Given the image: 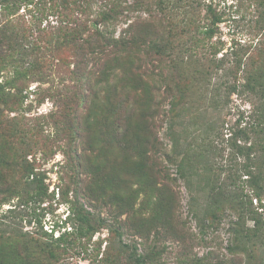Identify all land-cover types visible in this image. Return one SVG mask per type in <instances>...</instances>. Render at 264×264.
<instances>
[{
    "label": "trees",
    "instance_id": "16d2710c",
    "mask_svg": "<svg viewBox=\"0 0 264 264\" xmlns=\"http://www.w3.org/2000/svg\"><path fill=\"white\" fill-rule=\"evenodd\" d=\"M201 9L197 0H0V21L5 22L0 24V211L13 198L43 200L47 194L41 173L28 161L42 132L37 137L23 131L16 124L20 119L5 113L25 111L30 82L50 84L60 75L75 83L38 88L58 100L54 125L95 154L90 191L96 199L112 193L114 206L127 215L112 222L74 204L71 230L56 238L24 233L0 216V264H60L81 240L91 241L102 229L120 239L126 231L131 237L128 243L120 241L115 258L106 256L107 264H121V253L129 264H169L168 240L178 244L176 264H264V9L248 43H233L226 53L223 42H214L223 14L207 4L201 23ZM12 16L19 20H9ZM185 57L187 63L194 59L198 81L225 70L222 109L237 95L245 96L251 111L241 113L227 139L223 130L217 132L209 146L177 160L164 154L158 123L175 120L178 96L165 114L153 78H163L156 73L163 63L178 72ZM41 97L39 104L46 98ZM219 100L215 95V107ZM170 164L176 166L175 178ZM195 176L206 180L202 205L193 196ZM178 179L192 193L189 204L198 233L177 213L170 184ZM141 194L144 213L145 207H136ZM225 221L231 236L227 253L197 255V246L213 248Z\"/></svg>",
    "mask_w": 264,
    "mask_h": 264
},
{
    "label": "rangeland",
    "instance_id": "374dc122",
    "mask_svg": "<svg viewBox=\"0 0 264 264\" xmlns=\"http://www.w3.org/2000/svg\"><path fill=\"white\" fill-rule=\"evenodd\" d=\"M201 3V10L197 19L204 23L205 5L212 3L215 9L223 14V22L220 24L219 32L214 38V42H223L222 53H226L233 43H240L244 46L252 38L255 31V19L259 12L264 9V0H197ZM259 10V11H258ZM258 11V12H257ZM20 13H24L22 10ZM17 17H10L9 20L16 22ZM19 20V19H18ZM0 24H5L0 21ZM125 27L124 24L119 26L118 32ZM117 32V34H118ZM264 33V32H262ZM189 48L191 45L188 46ZM201 51V50H200ZM229 52V51H228ZM66 51L65 55H67ZM189 53V52H188ZM185 53V55H188ZM222 53L218 55L217 61L222 58ZM70 54V53H69ZM199 58L204 56L201 52ZM196 57V60H199ZM70 60V58H69ZM188 57H185L184 64L179 65L178 72H171L167 63H163L160 68L162 71V79L153 78V83L158 87V93L161 95V109L166 114L171 109L172 97H177L179 103L176 110V118L171 123L169 118L158 123V137L163 144L164 154L174 156L179 160L182 156L190 151H196V147L207 144L209 146L213 140V135L217 132L226 134L228 138V130L233 127L236 120L239 119L241 113L246 115L251 111V104L246 100L245 96L233 95L230 99L228 108L222 109L226 90L222 85L226 80L225 70L207 74L205 79L201 81L195 80L194 75L196 69L194 59L191 63ZM198 64L200 61H197ZM200 69L204 68L201 64ZM52 83H41L32 81L28 84L24 95L27 97L24 102V110L19 114L14 112H6L8 118L20 119L16 124L29 132L32 130L34 134L39 136L42 132L43 137L39 143L33 142L31 154L28 161L35 166V172L41 173L43 184L47 188V194L43 200L38 198H30L19 200L13 198L2 206L0 216H5L1 221L10 224V226L21 228L24 233L40 236L47 233L55 238L65 231L72 228L69 216L71 207L74 204H82L96 216L115 222L125 220L126 214H120V209L113 204L112 193H108L102 199L97 200L96 194L91 192L90 185L96 178L94 176L95 165L90 161L95 157L87 151V145L81 144L78 138L69 137L68 132L54 125V116L60 114V106L58 100L54 96H50L48 92L41 93L39 91L61 84L73 85L75 82L65 76L52 77ZM172 78L174 81H172ZM199 78V77H198ZM183 92V95L179 91ZM45 98L44 102L39 104L41 94ZM218 96L219 106L215 107L213 98ZM82 113V109L80 111ZM172 125V127H171ZM225 125V126H224ZM224 126V127H223ZM13 128L9 129V132ZM228 134V135H227ZM212 135V136H210ZM165 162L166 156L161 154ZM103 162V161H102ZM172 178L176 177V166L168 165ZM9 177V175H8ZM193 196L199 205L206 201V190L202 189V180L195 176ZM171 185L172 192L177 195V213L182 222L191 228L193 233H198L195 219L190 209V200L192 193L187 187L186 181L178 179ZM143 195L141 194L137 200L136 207L142 209ZM255 204V203H254ZM147 210L145 207L142 211ZM120 214V216H118ZM230 216V215H229ZM116 220V221H118ZM229 222V221H228ZM224 222L221 229L217 233L218 239L213 242V248L210 246H197L194 252L197 255H206L210 250L216 251L219 255L226 254V247L230 244V234L228 232V223ZM129 234L124 232L122 238L114 236L108 229H102L96 233L91 241L81 240L78 246L70 252V256L60 264H107L106 256L116 254L121 251L120 241L128 243ZM166 246L172 252L168 259L169 264H176L175 255L177 253L178 244L168 240ZM121 264H129L127 257L123 253L119 255ZM246 260H243V264Z\"/></svg>",
    "mask_w": 264,
    "mask_h": 264
}]
</instances>
